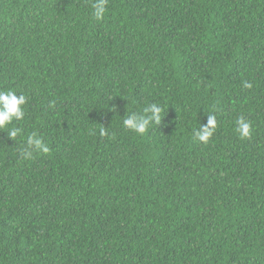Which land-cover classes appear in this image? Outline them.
<instances>
[{
    "label": "trees",
    "instance_id": "obj_1",
    "mask_svg": "<svg viewBox=\"0 0 264 264\" xmlns=\"http://www.w3.org/2000/svg\"><path fill=\"white\" fill-rule=\"evenodd\" d=\"M0 264H264V0H0Z\"/></svg>",
    "mask_w": 264,
    "mask_h": 264
}]
</instances>
